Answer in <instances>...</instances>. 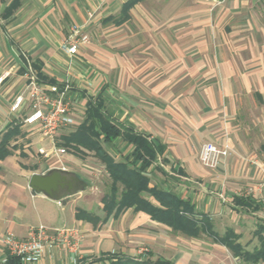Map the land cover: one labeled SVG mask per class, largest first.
Wrapping results in <instances>:
<instances>
[{"label": "crops", "instance_id": "0c3cea01", "mask_svg": "<svg viewBox=\"0 0 264 264\" xmlns=\"http://www.w3.org/2000/svg\"><path fill=\"white\" fill-rule=\"evenodd\" d=\"M13 1L0 0V141L11 123H21L29 115L27 104L17 114L11 107L25 92L28 69L33 68L39 77L42 73L57 84L70 81L74 105L83 102L86 109L88 100L100 95L117 126L163 146L156 163L146 170L150 179L154 171L166 182L194 181L186 170L193 167L191 160L186 166L170 160V154L184 160L178 148L187 141L184 136L228 143L240 155L207 174L212 198L222 196L217 192L222 187L223 194L232 197L230 210L246 215L263 211V206L254 212L241 209L234 198L246 195L231 191L262 179L263 169L240 158H256L258 150L264 153V11L259 12L264 0H137L128 9L133 0H19L17 9L5 17ZM73 26L83 27L94 42L71 57L61 44ZM20 129L23 136H15L9 144L24 142L22 155L33 169L19 160L18 149L0 159V237L10 232L24 239L39 225L75 228L82 235L80 264L113 254L144 260L126 254L134 244L118 224L122 214L104 222L77 218L79 210L105 218L102 200L104 217L80 194L55 201L30 189L32 175L61 167L54 155L38 154V148H49L50 142L34 126L21 123ZM118 141L127 147L120 158L107 152L116 162L132 160L135 146L122 136L106 144ZM165 165H170V172ZM193 174L195 183L202 185L203 171ZM165 190L189 201L198 216L211 218V208L202 210L192 200ZM217 210L215 204L213 212ZM128 211L138 212L131 227L153 220L135 207ZM5 252L0 242V264ZM73 257L66 249H49L31 264H73Z\"/></svg>", "mask_w": 264, "mask_h": 264}, {"label": "rangeland", "instance_id": "374dc122", "mask_svg": "<svg viewBox=\"0 0 264 264\" xmlns=\"http://www.w3.org/2000/svg\"><path fill=\"white\" fill-rule=\"evenodd\" d=\"M259 7V12L262 13L264 8L260 5ZM90 38V43H93L94 41L91 35ZM75 105L73 104L77 117V125L75 127H77L85 118V104L83 102H79L76 106ZM68 132L69 130H65L63 134L66 135ZM22 136L23 134L20 135V137ZM185 140L187 141L183 144V146L182 143L180 144V147L178 145V148L180 149V156L182 154V156H184V160L178 159V156L175 154H170V160L177 166L182 164L186 166V162L191 160L193 167H189L188 165L186 170L190 172V178L194 181L181 179V182H166L160 174L153 171L150 173L151 184L156 185L161 189L169 188L175 193L192 200L202 210L208 211L211 208L210 221L213 229L220 234L226 233L227 228L234 229L235 232L240 235L239 242H241L242 246L249 251H253L260 245L259 239L254 232L258 225L264 223V209L262 212L256 213L255 215H246L234 212L229 209V204H232V197L223 194L224 190H222L223 188L221 187V190L217 192L222 193V196H217L216 199H213L212 194L210 193L211 188L208 186L207 181L208 173H213L219 168L224 167L226 161L231 156H239L240 154L237 153L235 148L230 146L228 143L216 144L219 146L228 144L232 148V151L228 157L222 159L216 166L212 167L206 163L205 156L202 154L204 146L209 143V138L202 136H184V141ZM60 143H62V138ZM22 145H24L23 141L18 145L12 146L9 144L8 146L10 150L18 149L19 160H23V163L28 164V166L33 169V165L30 162L28 163L25 161V157L22 155ZM104 146L110 154L113 156L115 155L117 158H120V153L124 150L126 151L127 148L126 144L119 141L110 145L104 144ZM258 151L259 152L254 153V156L257 155L256 158L253 156L245 158L243 155L239 158L241 160H247L251 165H257L260 171L263 169L261 171L262 175L264 172V160H262L264 159V153L260 150ZM67 153L72 155V157L58 158V166L61 168L65 167L70 171L76 172L80 177L88 182V188L85 191L78 193L80 194L78 196H81L83 200H87V205L91 206L96 212H99L101 216L104 217L105 213L101 212V200L103 196L109 192L111 185V179L108 176L105 166L93 152L88 151L81 153L69 151V149H67ZM165 166L170 172V165ZM199 169L203 171V174H205V177H202L203 181L200 182L202 185L195 183L198 179L193 178L195 176V174H193V170L195 171ZM259 182L255 185L252 184L251 186H242L240 189H236L231 192L234 195L237 192L245 194L246 196H252L259 201L264 208L262 194L256 190ZM215 204H217L218 210L213 212ZM137 213L134 214L131 211L125 212L124 214L122 213L120 223H118L123 229V232L128 234V238L133 239V250H130V248L126 249V254L139 257L144 260L151 258L153 262L171 259L176 264H251L247 263L240 257H235L229 249L215 243L211 238L203 233H201L198 237L193 236L188 227L178 230L164 222L150 219L141 223L139 227H131V219H136V217H138ZM259 264H264V262H260Z\"/></svg>", "mask_w": 264, "mask_h": 264}, {"label": "trees", "instance_id": "16d2710c", "mask_svg": "<svg viewBox=\"0 0 264 264\" xmlns=\"http://www.w3.org/2000/svg\"><path fill=\"white\" fill-rule=\"evenodd\" d=\"M137 0L127 5L130 7ZM19 6V0H14L6 9L4 16L11 15ZM40 81L57 84L48 79L42 73ZM61 86V84H58ZM21 123L14 121L10 124L7 132L0 141V159L12 155L9 143L15 136L21 135ZM71 132L62 136L61 145L69 151L85 153L84 150L93 152L100 162L105 165L108 176L111 179L110 190L102 199L105 218L101 219L79 210L77 218L93 222H104L108 217H118L123 212L135 207V211H143L151 216L153 220L161 221L175 229L181 230L188 227L193 236L201 233L211 238L215 243L221 244L229 249L235 257H240L247 263L258 264L264 262V225H258L255 235L260 245L253 251L245 249L239 242L240 235L233 229H227L226 233L220 234L213 229L210 218L206 215L198 216L195 207L174 193L161 189L156 185L151 186V179L145 174L146 170L158 160V154L164 151L163 146L154 145L144 136L134 133L128 128L117 126L105 112L103 100L99 95L97 98L89 99L85 109V118ZM135 146L131 154L132 160L116 162L115 159L104 148V144L111 143L118 137ZM138 166V167H137ZM82 178V177H81ZM146 195V196H145ZM157 203H154L151 199ZM235 204L246 212L257 211L263 206L252 196H237ZM173 264L162 260L153 262L151 258L140 260L137 258L113 254L91 262L90 264ZM8 264H21L16 256H8Z\"/></svg>", "mask_w": 264, "mask_h": 264}, {"label": "built area", "instance_id": "2783aa9c", "mask_svg": "<svg viewBox=\"0 0 264 264\" xmlns=\"http://www.w3.org/2000/svg\"><path fill=\"white\" fill-rule=\"evenodd\" d=\"M89 34L83 27L73 26L68 38L61 44V50L75 56L79 48L90 43ZM28 84L25 92L19 95L11 107V113L17 114L27 104L29 115L21 122L23 125L34 126L43 139L50 142V147L40 146L39 155L46 158L54 155L56 158L67 154V148L60 144L65 130L71 132L77 125L75 108L70 96L73 84L65 81L63 85H44L40 82L39 74L33 68L28 69ZM68 132V133H69ZM232 148L207 143L203 148L206 163L216 166L222 159L231 154ZM66 169L65 167H62ZM256 190L262 194L264 204V172ZM82 235L75 228L51 229L44 225L32 227L24 239L17 238L13 233H6L0 237V242L6 252L1 264H8V256H16L21 264H31L41 259L49 249H66L74 254L73 264H80L79 248Z\"/></svg>", "mask_w": 264, "mask_h": 264}, {"label": "water", "instance_id": "95a60500", "mask_svg": "<svg viewBox=\"0 0 264 264\" xmlns=\"http://www.w3.org/2000/svg\"><path fill=\"white\" fill-rule=\"evenodd\" d=\"M88 186V182L76 172L62 168H53L47 173L34 174L29 182L33 192L43 194L55 201L75 196L85 191Z\"/></svg>", "mask_w": 264, "mask_h": 264}]
</instances>
